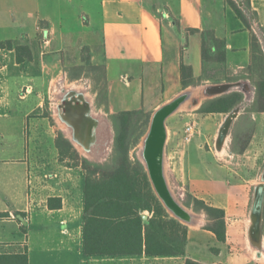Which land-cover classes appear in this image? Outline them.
<instances>
[{
  "label": "crops",
  "instance_id": "obj_1",
  "mask_svg": "<svg viewBox=\"0 0 264 264\" xmlns=\"http://www.w3.org/2000/svg\"><path fill=\"white\" fill-rule=\"evenodd\" d=\"M64 1L0 0V41L12 40L28 46L31 52L30 59L19 62L14 48H0V162L6 166L0 175V212L7 214L0 217V253L25 252L28 264H185L187 260L199 264H264V198L260 236L254 240L249 232L250 213L246 219L241 217L242 211L234 207L235 191L228 185V174L214 163L206 164L208 169L202 173L190 175L189 185L193 197L224 210V241L206 229L210 221L201 210L195 213L194 224H184L187 232L183 255L84 253V171L71 165L70 160H59L54 132L47 142L49 159L37 155V150L46 149L44 142L50 132L48 118L42 113L47 85L58 72L64 70L67 77L77 81L91 76L84 71L85 62L89 66L101 65L98 84L103 91L96 104L91 102L92 114L107 116L109 129L110 117L118 111L145 112L159 105L149 103L147 94L159 83L164 68L168 67V77L175 85L181 84V64L191 67L194 78L202 75L200 32L188 30H213L216 37L226 42L225 65L212 63L207 67L237 76L229 82H237L235 91L243 95L236 106L242 111L233 120L234 129H239L245 116L257 124L264 111L252 110L255 85L245 77L250 30L228 0ZM242 1V6L237 5L264 51V0ZM96 22L100 49L94 47L90 31ZM165 29L171 37L169 59L164 45ZM183 37L185 48L179 40ZM75 46L87 47V54L68 56L64 61L61 54ZM188 50L195 54L194 60L187 57ZM180 52H185L187 59L180 58ZM203 78L207 85L211 84L210 75ZM227 113H208L205 117H214L216 122L217 115ZM220 120L217 127L223 121ZM176 124L166 121L168 140ZM64 137L70 141V137ZM251 137L244 151L249 148ZM50 199L60 205L48 206ZM229 208H235L230 223ZM144 213L148 216V212Z\"/></svg>",
  "mask_w": 264,
  "mask_h": 264
},
{
  "label": "trees",
  "instance_id": "obj_2",
  "mask_svg": "<svg viewBox=\"0 0 264 264\" xmlns=\"http://www.w3.org/2000/svg\"><path fill=\"white\" fill-rule=\"evenodd\" d=\"M247 1V0H246ZM236 15L250 30V59L245 68V77L255 85L254 111H264V51L250 29V25L237 3L228 0ZM190 32H200L201 59L205 65L217 63L225 65L226 42L216 37L213 30L190 28ZM14 48L16 60L21 62L31 58L28 46L12 40L0 41V48ZM180 77L183 87L197 84L189 65H180ZM238 77H230L234 81ZM240 91L207 99L197 109L202 114L227 113L241 103ZM144 124L148 115L143 110H123L111 115L114 129L113 154L110 161L90 162L80 158L71 142L58 132L55 146L59 160L76 161L84 169L83 177V251L86 255L141 254L183 255L186 245L187 227L170 216L160 200L154 194L147 173L139 160L130 157L131 148L143 133L140 121ZM250 133L242 140L235 153H242L249 141ZM48 200V206L58 207ZM187 206L195 211H204L209 224L206 229L214 233L219 241L225 239L224 210L212 206L202 199L189 195ZM148 212L147 219L142 214ZM0 212V217L6 216ZM0 264H28L27 254L0 253ZM185 264H199L187 260Z\"/></svg>",
  "mask_w": 264,
  "mask_h": 264
},
{
  "label": "rangeland",
  "instance_id": "obj_3",
  "mask_svg": "<svg viewBox=\"0 0 264 264\" xmlns=\"http://www.w3.org/2000/svg\"><path fill=\"white\" fill-rule=\"evenodd\" d=\"M64 2L65 1L62 0V3ZM215 2H217V0H215ZM225 19V16H222V20ZM225 21H227V19ZM98 26V22L94 23V26L90 29V31L92 32V36L96 44L94 47L100 49L101 37ZM179 40L182 44V48H185L187 42L185 41L184 37L180 38ZM164 45L167 59H169L172 53L171 37L166 29L164 31ZM78 47L79 46L68 48L66 47L67 49L61 54L62 59L66 61L68 59V56L72 57L74 55L76 56L77 54H82L83 56L87 54V47ZM194 56L195 54L193 53V51L188 50L187 57L194 60ZM187 57L185 52H180V58L185 60L187 59ZM85 64L87 65L85 66L84 71L86 74L91 75L89 77L86 76L81 80L74 81L70 77H67L64 70H61V72H56L57 74L53 76V78L48 82L47 93L42 107V113L48 118L50 132L47 134V139L45 138L46 142H44V146L46 149L37 150V152H39L37 153V155L41 154L46 156V159H49L50 151L47 147V142L53 132L56 134L58 132H61L64 136L69 137L66 124L63 123L55 114L57 104L60 102V90L63 85L68 86L72 83L83 88L86 94L90 97V101L94 104L97 103V97L99 98L102 96L103 86L101 84H98L99 79L102 75L101 65L97 64L96 66H89L86 62ZM73 69L75 68L73 67ZM203 69L204 75H199L196 78L198 80L197 84L183 87L182 84L179 83L175 85V83L168 77V67L164 68L161 77L158 80L159 83L153 88L151 94H147V98H150L149 103L153 101L161 105L189 87H202L204 85H207V82H204V80H202L204 79L203 76L205 77L206 74L211 76L210 82H208L211 84L229 82L228 78L234 77L230 75L228 76L223 73V70H221V68L214 69L209 68L206 65V67H204ZM92 76L93 78H91ZM252 86L253 84L251 83V88ZM146 90L148 89L146 88ZM209 98L210 97L205 96L201 101L204 102ZM241 108H243V106ZM154 109L155 108L151 107L147 111H145L148 115V121L146 124H144L143 122L145 121L144 116L140 121L139 128H142L143 133L140 136L138 142L130 150V157L132 160L141 159L139 156L141 141L147 130L148 122ZM241 111L242 110L240 109L239 112ZM225 116V114H223L222 116L217 115V117H215L217 118L215 122V120H213L214 117H205V114L199 113L195 108L179 109L176 110L172 115H170L167 119L168 122L172 124L175 122L177 124L174 128V132L170 136V139H167L168 143L166 142L165 146V176L168 185L175 197L179 199L184 205H186V202L189 199V195L191 196L189 185L190 175H198L206 170L204 168L208 169V167H206V164L214 163V165H220L223 172L228 174V185L232 186V190L235 191V193L233 194H235L236 206L234 207H239V211H242L241 217L246 219L249 217L250 208L253 201L254 189L260 183V176L262 175V171L264 169V115H260L262 117L259 119L258 123L254 125L250 118L245 116L240 123V127L238 130L234 129L235 122H233L234 125L233 123L231 124L226 136V141L221 146L222 148H217L216 138L218 136L217 134L219 125L217 127L216 124L220 120V118V122L222 121V119L224 120ZM101 118L106 125V122L108 121L107 116L102 115ZM187 122L195 123L196 132L192 134L191 138L187 142H182L180 140L181 132ZM249 133L250 136L252 135V142L249 148L239 154L232 153L231 149L239 148L242 140L245 139V137ZM113 137V127L110 126L108 129V127L105 126L104 138H102L104 142L102 144H99L100 154H98V156L93 153H84L83 151H81L80 147L77 144H74V146L80 158H86L90 162L104 163L110 161L112 157ZM34 152L36 151L34 150ZM26 159H28L27 154ZM70 162L71 164H75L76 161ZM203 165L206 166L204 167ZM5 167L6 166L2 165V163L0 162V175L5 172ZM76 167H80L84 171L81 164H78ZM223 199H225L226 202V198ZM219 201H222V199ZM187 207L193 210L194 213H199L198 211H195L192 206ZM235 208H229L228 210L227 220L229 223L233 217L232 215L235 214Z\"/></svg>",
  "mask_w": 264,
  "mask_h": 264
},
{
  "label": "water",
  "instance_id": "obj_4",
  "mask_svg": "<svg viewBox=\"0 0 264 264\" xmlns=\"http://www.w3.org/2000/svg\"><path fill=\"white\" fill-rule=\"evenodd\" d=\"M237 82H220L207 85L210 98H214L231 91H235ZM191 93L185 89L167 102L156 107L150 116L147 130L141 141L140 162L142 163L151 188L171 217L185 225L194 224L196 214L189 209L171 191L164 169L165 146L167 142L166 121ZM209 98V99H210ZM196 108L198 109L201 104ZM59 119L71 129L70 141L76 142L87 152H91L97 143L96 129L99 118L92 114L91 101L79 90L70 89L60 97L57 104ZM239 109L234 107L225 116L216 138V147L220 148L226 139L233 120L238 116ZM99 151V148H98ZM264 198V169L260 176V183L254 189L253 201L250 209V236L256 240L260 236V220ZM142 218L147 219L143 213Z\"/></svg>",
  "mask_w": 264,
  "mask_h": 264
},
{
  "label": "bare ground",
  "instance_id": "obj_5",
  "mask_svg": "<svg viewBox=\"0 0 264 264\" xmlns=\"http://www.w3.org/2000/svg\"><path fill=\"white\" fill-rule=\"evenodd\" d=\"M244 84V83H243ZM240 85V84H239ZM246 85V84H245ZM239 87V86H237ZM235 87V88H237ZM247 87V86H246ZM245 87V88H246ZM70 89H75V90H79V91H82L86 97L90 100V97L86 94L85 90L81 87H79L78 85L76 84H70L68 86L66 85H63L61 87V96L65 93L66 90H70ZM243 89V88H242ZM187 90L190 91L191 95L190 97L183 103L180 105V107L177 109H185V108H197L199 106V104L201 103V100L203 97L207 96V97H210L209 96V92L207 91V85H204V86H197V87H189L187 88ZM248 98V97H247ZM94 110V109H93ZM55 114L57 115L58 117V111H57V108L55 110ZM99 118V126L98 128L96 129V138H97V143L93 146L91 152H87L86 150H84V148H82L79 144H77L76 142H73L74 144H77L81 151H83L84 153L86 154H96V156H98V154H100V152L98 151V147H99V144H102L104 141L102 140V138H104V127L106 126L104 121L102 120L101 117L99 116H96ZM59 118V117H58ZM68 130V134H69V137L71 138V129L67 126ZM218 135V134H217ZM226 139L224 140V143H225ZM105 145V144H104ZM104 148V146H103ZM222 148V147H221ZM221 150V149H220ZM139 156H140V151H139Z\"/></svg>",
  "mask_w": 264,
  "mask_h": 264
},
{
  "label": "built area",
  "instance_id": "obj_6",
  "mask_svg": "<svg viewBox=\"0 0 264 264\" xmlns=\"http://www.w3.org/2000/svg\"><path fill=\"white\" fill-rule=\"evenodd\" d=\"M233 1L236 2V3H240V6H242V2H243L242 0H241V2L239 0H233ZM194 132H196V130H195V123H193V122H187L184 125V128L182 129L180 140L182 142H187L191 138V136H192V134ZM29 180H30V177H29Z\"/></svg>",
  "mask_w": 264,
  "mask_h": 264
}]
</instances>
